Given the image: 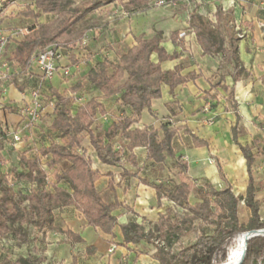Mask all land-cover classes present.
Listing matches in <instances>:
<instances>
[{"label":"trees","instance_id":"16d2710c","mask_svg":"<svg viewBox=\"0 0 264 264\" xmlns=\"http://www.w3.org/2000/svg\"><path fill=\"white\" fill-rule=\"evenodd\" d=\"M112 1L115 0H34L36 10L28 6L25 14L38 18L40 13H46L53 14L54 18L37 22L36 26L18 41L15 59L24 67L33 54L56 44L67 50L72 64L78 63L79 59L74 57V51L79 47L86 31L87 15ZM14 2L15 0H0V4L5 7ZM150 2L152 0H128L125 8L127 11L142 10L148 7ZM213 16L214 20L191 8L189 27L195 33L203 53L218 57V69L226 71L235 84L244 69L238 58L239 37L233 14L231 10H223L221 6H217ZM161 39L160 32L151 38L139 36L136 38V44L116 60L104 58L90 66L84 74L83 80L86 84L99 90L102 97L118 95L120 104L131 109L130 117L123 116L113 121L100 134L94 133L92 128L97 112L102 110L101 103L95 98H90L73 111V99L52 90L56 101L50 127L57 131L61 143L52 142L48 147L41 148L40 152L43 155H51L52 162L65 161V166H55L51 173L52 179L49 180L47 172L39 166L37 157L27 159L21 155L20 162L26 170L18 172L17 168H11V174L15 180H26L35 184L36 190L29 193L15 190L9 184L8 176L0 171V247L3 240L11 238L19 246L25 245L27 248V254L19 255L14 260L5 257L0 264H44L40 246L35 243H45L47 231L66 234L73 240L81 241L79 236H74L73 232L63 230L56 224L54 211L62 206L73 205L89 226L113 235V229L118 224L113 211L119 207V203L104 201L95 189L94 182L98 171L92 167L87 147L91 148L99 161L110 165L117 163L122 156L128 154L127 152L128 158L134 160L132 151L136 147H145L146 158L155 163H164L167 157L173 160L177 179L152 182L151 185L156 191L158 204L162 199H166L173 207L181 208L184 212L175 209L173 211V207H170L165 214L159 215L156 222L150 223L148 228L135 221L120 224V245L144 241L154 248L153 258L158 264L221 263L227 259L233 238L251 229L264 228V217L261 218L259 212L260 202L255 199L257 188L252 169L255 155L260 152L259 146L256 140L252 146L238 143L236 124L232 126V136L245 158L248 174L244 196L235 194L221 172V178L224 180L222 187H216L207 179L198 185V179L189 177L187 163L176 156L172 145L180 127L171 126L168 122L161 123L156 129L133 127L139 122L144 109L155 115L151 102L161 96V85L169 86L170 92L173 93L177 85L194 78L193 74L182 75L180 67L173 70L161 69L160 62L173 56L167 54L161 46ZM153 53L157 54V62L151 59ZM221 81H224V75L219 76L214 86L221 85L227 89ZM82 86V81L79 80L71 89L75 92ZM183 130L191 135L195 146L206 144L187 127H183ZM116 136H120V147L114 149L112 141ZM254 147L257 148L256 154L253 152ZM3 148V138L0 137V165L4 160ZM124 175L137 174L124 171ZM139 180L144 184L150 183L146 178ZM62 183L68 188L60 185ZM192 194L196 196L195 201H191ZM240 200H243L250 210L246 223L240 219ZM171 212L172 215L167 214ZM196 222L200 223L197 230ZM202 224L211 225L213 232L205 233ZM33 231L39 234L40 238L33 235ZM191 231L196 233L195 241L181 246L174 252V245ZM242 240V260L246 243L245 258H257L264 254V235L252 237L248 241L246 236H243L240 244Z\"/></svg>","mask_w":264,"mask_h":264},{"label":"crops","instance_id":"0c3cea01","mask_svg":"<svg viewBox=\"0 0 264 264\" xmlns=\"http://www.w3.org/2000/svg\"><path fill=\"white\" fill-rule=\"evenodd\" d=\"M217 6L232 11L234 24H238L244 34L238 40V58L244 72L240 74L235 84L226 71L218 69V57L203 53L195 33L189 27V18L186 15V10L192 8L202 15H211L214 18ZM103 8H99V12L96 10L89 13L86 17V31L79 47L74 51V57L79 59L78 63L72 64L69 53L62 47V57L57 62L58 71L50 81L45 80L38 69H27L26 66L22 67L18 63L15 59L17 52L7 50L15 38L9 39L3 53L6 56L3 58L2 54L1 57V64L7 63L9 68L8 78L0 80V137L4 142L2 150L4 160L0 165V171L8 176V173L1 170V166L7 164L10 166V172L11 168L24 167L20 162L21 155L27 159L37 157L39 163L40 155H43L40 152L41 148L48 147L52 142L61 143L53 139L39 148L35 139L37 135L35 130L42 135L48 129L57 133L50 127L53 106L48 104L50 101H56L52 90L60 95L70 96L73 99V111L90 98H95L101 103L102 110L97 112L92 128L94 133L104 132L113 121L123 116L130 117L131 109L120 104L118 95L102 97L99 90L86 84L83 76L90 66L104 58L116 60L136 44L137 37L151 38L160 32L161 46L167 54L173 55L160 62L161 69L173 70L175 67H180L182 75L193 74L194 78L177 85L173 93L170 92L169 86L161 85V96L151 102V109L155 115L144 109L139 122L133 127L156 129L163 122L180 127L172 145L176 156L187 163L189 177L198 180L207 179L216 187L217 185L222 187L224 180L221 178V172L224 179L231 186L232 184L237 186L241 196H244L248 183L246 162L233 140L231 129L236 124L237 142L241 145L252 146L254 140L257 141L258 146L264 144L262 132L264 130V0H202L199 3L193 2L190 6L180 3L167 7H154L153 2H150L149 6L142 10L127 11L123 7L122 10L117 9L118 11L113 13L109 10L105 15ZM261 23L263 25H260ZM0 30L10 29L0 25ZM151 59L157 62V54L153 53ZM63 67H69V75H62ZM220 75H224L221 84L227 89L222 88L221 85L214 86ZM79 80L82 81V88L72 91L71 88ZM3 88L5 91H2ZM33 88L41 92V97L47 103L40 121L35 123V127L30 128L21 115V110L30 100L29 92ZM238 95L241 98H238ZM78 98L80 101L77 100ZM208 120L212 121L209 123ZM45 123L48 129L43 127ZM183 127H187L206 144L195 146L191 135L184 133ZM222 129L223 135L220 131ZM15 132L21 136L17 142L13 139ZM119 139L120 136L113 139L114 149L120 147ZM87 151L92 160V167L98 171V177L94 182L95 189L104 201L119 203V207L113 211L117 216L118 224L113 229V235L105 234L89 226L73 205L57 208L54 211L56 224L63 230L68 229L73 232L74 236H79L81 241L73 240L66 234L47 231L45 243H35L36 246H40L44 264L50 261H53L52 264L106 263L107 260L104 259L106 256L102 255L107 253L108 247L112 244L116 246L111 255L112 258L115 256V263L127 257L129 260L137 261L145 257L157 263L151 253L152 247L150 248L144 241L138 244L120 245L122 240L120 224L135 221L148 228L150 223L158 220L160 214H165L168 208L173 207V204L166 199H162L158 204L156 191L151 185V180L167 182L168 180L164 179L171 178L170 181L177 179V169L172 165L173 160L167 157L164 163H155L146 158L145 147H136L132 151L134 160L128 158L129 152H127L128 154L122 156L117 163L110 165L99 161L90 147H87ZM32 152L35 154L31 155ZM253 152L257 153L256 147L253 148ZM257 155L252 169L258 161ZM48 156L52 160L51 155H45ZM210 158L214 160L217 158L218 165L210 163ZM191 163H194L195 176L192 175ZM163 164L169 167H166L169 176L165 175L164 178L155 174V170H159ZM124 171L137 175H124ZM139 178H146L150 183L144 184ZM28 183L32 185L33 190H36L35 184ZM60 185L68 188L65 183ZM21 247L25 252L20 255L27 254L26 246L21 245Z\"/></svg>","mask_w":264,"mask_h":264},{"label":"rangeland","instance_id":"374dc122","mask_svg":"<svg viewBox=\"0 0 264 264\" xmlns=\"http://www.w3.org/2000/svg\"><path fill=\"white\" fill-rule=\"evenodd\" d=\"M73 1L77 2L79 0H73ZM127 1L128 0H123L120 2L118 0H115V1H112L113 3L110 2V3L106 4L105 6H103L104 8L102 9V11H104L103 15H105L106 12H109V10L112 13L117 12L119 9L122 10V8L125 7V5L127 4ZM153 1L154 0H152V2ZM33 2H34V0H15V2L12 3L8 7H5V6H3V4H1L2 8L0 10V25L4 28H8V29L19 28V27L26 28L28 31L26 34H28L36 26L37 22H46V21H49L52 18H54L53 14H46V13H40L39 18H35L32 15L25 14L26 8L28 6H31L32 9H35ZM110 8H112V9H110ZM96 12H99L98 9ZM101 16H102V14H101ZM26 34H24L23 36H20L17 39L15 38L14 40H12L11 44H9L10 47L7 48V50L8 49H9V51L15 50V52H17L18 41H20ZM5 50H6V48H5ZM5 56L6 55L3 54V58H5ZM238 98H241V97H239V95H238ZM41 99L43 101V97H41ZM43 102L45 104L47 103L45 101V99ZM43 112H44V109L42 110V114L40 116V119L42 118ZM40 119L38 120V122L40 121ZM210 121H212V120H208L209 123H210ZM27 125L30 128L35 127V123L34 124L33 123L32 124L27 123ZM43 127L48 129L47 123H45L43 125ZM220 131H221V135H223L224 130L222 129ZM35 132L37 134L35 136V139L37 140V144H38L39 148L41 146H43V144H48L50 142V140H53V139H56V140H58V142H61L57 133H54L53 131H51L49 129L46 131V133H43V135L36 130H35ZM43 132H45V131H43ZM99 132H97V134L101 133V132L100 133ZM262 132L264 133V130ZM41 138H42V140H41ZM259 150H260V152L257 155L258 161L256 164H254L253 176H254L255 187L257 188L256 193H255L256 194L255 199L260 202L259 212H260V215L262 218V217H264V144L259 145ZM30 154L33 155V154H35V152L34 153L32 152ZM209 157H211V155ZM9 160H11V159H9ZM214 161L215 162L212 164L218 165L217 158H215ZM64 162L65 161H60V160L52 162V160L49 159V156L45 157V155H40V158H39V165L41 166V168H43L47 172L49 180L52 179L51 178V171L53 168H55V165L56 166H65ZM191 166L193 167L192 175L195 176L196 174H194V172H196V171L194 170V163H191ZM166 167L169 168L167 164H163L159 170H155L156 176L162 177V178H164L165 175L169 176L167 173ZM17 169H18V171L23 172L25 168L22 166H17ZM1 170L8 173L9 183L11 186H13L15 188H20L24 192H27V193L33 191L34 188L27 181H24V180L18 181L12 177L11 172H10V166H8L7 164H5V166H1ZM168 178H170V177H168ZM170 179H164V180H166V181L168 180L167 182H169ZM151 182H153V180H151ZM203 182H204V180L200 178L197 181V184L200 185ZM220 184L222 185V183H220ZM217 187H220V186L217 185ZM232 187H233L235 194L237 196H240L241 194L239 193L237 186L232 184ZM243 195H244V192H243ZM195 200H196V196L194 194H192L191 195V201H195ZM239 203H240V210H239L240 219L243 223H246L248 221L249 216H250V210L248 207H246L244 205L243 200H240ZM174 209L178 210L179 212H184L181 208L177 209V208L173 207V211H174ZM167 214L172 215V212L167 213ZM199 225H200L199 222L195 223L196 230L199 227ZM201 226H202V229L204 230L205 233L210 234L213 232V227L211 225L202 224ZM33 235H36L37 238H40V235L36 234L35 231H33ZM195 236H196L195 231H191V232L183 235L181 237V239L179 240V242L174 245L172 250L174 252H177L181 246H185V245H188L190 243H193L195 241ZM149 247L151 248L152 246L149 245ZM237 247H238V240H237V237H235V238H233L232 244L229 247L227 259L221 263L216 262V264L228 263V262H230L231 259L235 261L234 262V264H235L239 259H241L240 254L238 257H236ZM24 252H25L24 248L19 246L14 240H12L11 238L5 239L2 241V246L0 247V263L5 257L9 258L10 260H14L17 256H19L21 253H24ZM113 253H114V251L112 253H109V254L105 253L102 255V256H106V257H104V259L107 260L106 261L107 264H158L155 261H152L151 259L145 258V257L139 261H137L135 259L129 260V257H127L126 259H121V260L119 259L118 263H115L114 262L115 256H113V258L111 257V255ZM151 253L153 256L154 248H152ZM52 262L53 261H50L47 264H52ZM54 264H57V263H54ZM95 264H98V263H95ZM100 264H103V262H101ZM241 264H264V254L261 257H257V258H254V257L245 258L244 257Z\"/></svg>","mask_w":264,"mask_h":264},{"label":"built area","instance_id":"2783aa9c","mask_svg":"<svg viewBox=\"0 0 264 264\" xmlns=\"http://www.w3.org/2000/svg\"><path fill=\"white\" fill-rule=\"evenodd\" d=\"M202 0H154L153 5L155 7H167V6H174L177 4H183L185 6H190L193 2L199 3ZM1 4H0V10H1ZM191 9L186 10V15L187 18H189V12ZM209 18L214 20V18L211 15H208ZM260 25H263L262 23ZM235 29L237 30V36L239 38H242L244 36L243 31H241L240 27L238 24H235ZM28 31L26 28H13L10 29L9 31H3L0 30V80H6L8 78V64L7 63H2L1 64V57L2 54L5 50V47L9 41V39L12 38H19L20 36H23L26 34ZM183 33H181L182 35ZM61 48L60 46H57L56 44H52L46 48H44L41 51L36 52L33 54L26 65L27 69H32L36 68L38 69L42 77L45 80H52L55 74L58 71V66L57 62L58 60L62 57L61 54ZM1 68L3 70H1ZM62 75L67 76L70 73L69 67H63L61 70ZM2 91H5L3 88ZM30 100L28 103L25 104V106L21 110V115L24 117L27 123H36L40 119V116L42 114V110L45 108V104L43 103L41 99V92L33 88L30 90ZM77 100L80 101L78 98ZM54 101H50L48 105L54 106ZM13 139L15 142L19 141L21 139V136L18 132H15L13 134ZM210 163H214V158L209 159ZM157 243V241H156ZM116 246L115 245H110L107 249V253H112L115 250ZM107 264V263H103Z\"/></svg>","mask_w":264,"mask_h":264},{"label":"water","instance_id":"95a60500","mask_svg":"<svg viewBox=\"0 0 264 264\" xmlns=\"http://www.w3.org/2000/svg\"><path fill=\"white\" fill-rule=\"evenodd\" d=\"M243 233L246 234V240L248 241L252 237L264 235V228L251 229V230L245 231ZM246 249H247V243L244 247V257L246 254ZM241 262H242V259H239L235 264H241Z\"/></svg>","mask_w":264,"mask_h":264},{"label":"bare ground","instance_id":"6f19581e","mask_svg":"<svg viewBox=\"0 0 264 264\" xmlns=\"http://www.w3.org/2000/svg\"><path fill=\"white\" fill-rule=\"evenodd\" d=\"M243 236H246V234H244V233H240V234H238V236H236L237 237V240H238V247H237V250H236V257H238L239 256V254H240V251H241V249H242V247H243V244H244V240H242V243L240 244V239L243 237ZM240 246V247H239ZM232 254V253H231ZM231 257V256H230ZM234 260H230V262H228V263H223V264H234Z\"/></svg>","mask_w":264,"mask_h":264}]
</instances>
